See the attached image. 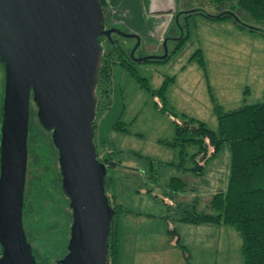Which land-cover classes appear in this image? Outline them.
Here are the masks:
<instances>
[{"label":"rangeland","instance_id":"obj_1","mask_svg":"<svg viewBox=\"0 0 264 264\" xmlns=\"http://www.w3.org/2000/svg\"><path fill=\"white\" fill-rule=\"evenodd\" d=\"M175 7L177 13L168 15L161 33L175 38L185 34L183 43L165 61L143 60L133 64L139 75L148 79L150 89L159 88L166 77L175 78L166 87L165 108L159 107L158 95L142 87L116 63L111 68L109 106L97 110L95 117L94 136L99 152L102 143L106 147L113 146L119 151L116 159L121 161L119 166L108 171V175L112 181V198L130 210L118 219L119 245L130 240L128 257L122 260L124 264H242V240L233 225L184 223L177 220L174 211L177 201L189 202L197 198L199 209L212 212L208 205L212 194L224 190L227 185L228 145L223 144L205 161L201 172L195 173L172 165L171 162L179 161L178 150L163 141L173 137L174 121H181V113L217 129L209 89L224 111L264 100V22H257L240 8H232L234 16L218 18L229 8L218 6L213 0H174ZM104 15L108 25L107 18L111 21L113 13H108L106 8ZM154 24L151 27L155 32H150L144 20L138 26L142 35L137 33L143 36L138 45L135 38L118 35L129 54L135 46L136 57L153 55L147 54L151 48L156 55L163 54L165 47L167 51L173 50L176 39L165 41L164 47V39L159 40ZM119 29L134 32L122 24ZM101 46L105 51L108 41L102 39ZM198 50L203 67L197 60L200 55L195 54ZM2 88L0 84V90ZM96 90L100 96L101 90ZM36 112L37 107L31 102L27 185L35 174L29 166L36 160L33 148L40 137L50 138V133L40 126ZM118 118L128 131L113 128ZM193 150L191 146L189 151ZM150 158L156 161L155 165L162 164L156 167L157 178L148 176ZM185 166L191 167L192 162L188 160ZM171 176L184 178L186 193H171V198L164 195ZM169 228H175L178 243L177 235H172ZM31 244L40 264H58L59 258L48 259L43 254L42 240L31 239Z\"/></svg>","mask_w":264,"mask_h":264},{"label":"water","instance_id":"obj_2","mask_svg":"<svg viewBox=\"0 0 264 264\" xmlns=\"http://www.w3.org/2000/svg\"><path fill=\"white\" fill-rule=\"evenodd\" d=\"M106 28L100 0H0V264H39L23 224L31 102L58 152L72 222L58 264H106L115 210L105 193L107 167L97 157L96 92ZM165 47V40L163 42ZM130 58L136 62L162 55Z\"/></svg>","mask_w":264,"mask_h":264},{"label":"trees","instance_id":"obj_3","mask_svg":"<svg viewBox=\"0 0 264 264\" xmlns=\"http://www.w3.org/2000/svg\"><path fill=\"white\" fill-rule=\"evenodd\" d=\"M100 1L103 9L107 8L108 13H113L114 6H116L115 0ZM213 1L218 6L229 8L227 12L225 11L217 16L218 18L234 16L235 12L232 8H240L257 22H264V0ZM107 22L108 24L110 23L108 18ZM178 24L184 29V25L179 21ZM242 25L245 26V24ZM185 38V34L176 37L175 47L168 52L165 58L161 60H146L165 61L169 58L170 53H173L183 43ZM102 39L108 41V48L104 51L99 70L97 86L101 90V95L98 99L97 110L105 109L109 106L110 100L108 101L107 98L110 92L111 68L116 63L120 64L142 87L151 91L154 96L158 95L161 99L159 107L164 109L167 103L164 95L166 87L169 81H173L175 78L166 77L159 88L150 89L148 79L139 75L133 65L134 62L131 60L130 54L119 40L118 34L113 33L111 40L106 36L99 37L100 45ZM195 54L200 55L197 60L203 67L204 61L200 50ZM0 65L3 73V65L1 63ZM2 73L0 74V84L3 87L4 73ZM2 89L0 90V112ZM209 92L213 103V111L217 118V129L213 130L204 121L186 113H181V121H174L173 137L163 142L176 147L178 150L179 161L177 163L171 162L172 165L181 170H192L195 173L201 172L205 161L214 156L226 143L229 148L227 185L224 190H218L212 194L208 203L212 212L199 209L197 198H195L189 202L177 201L175 203V215L177 220L184 223L233 225L242 240V264H264V100L243 103L237 108L224 111L211 89H209ZM156 104L158 105L157 102ZM113 128L128 131L119 118L113 124ZM42 129L50 133V138L40 137L38 144L33 148L36 160L35 163H31L29 166L31 172L35 174L29 179L28 185L26 174L23 224L31 248V239L42 240L43 254L48 259L52 257L60 259L67 252L72 222L71 208L69 207V198L62 190L58 152L52 142L51 131H47L43 127ZM94 143L98 159L105 163L107 167L104 182L105 193L111 207L115 210L108 236L109 249L106 263L115 264L119 257L117 248L118 219L121 214L129 213L130 210L112 198V181L108 171L121 164V161L116 159V154L119 151L113 146L106 147V144L102 143V151L99 152V145L95 140V136ZM191 146L194 147L192 152L189 151ZM188 160L192 162L191 167L185 166ZM155 162L154 159L150 158L151 166L148 176L152 178H157L155 174L157 171L156 167L162 165L161 162L155 165ZM186 192L187 188L184 178L171 176L164 195H169V198H171V193L184 194ZM168 231L172 235H177L175 228H169ZM178 240L179 238L176 236L177 243ZM32 253L37 259L33 248Z\"/></svg>","mask_w":264,"mask_h":264},{"label":"crops","instance_id":"obj_4","mask_svg":"<svg viewBox=\"0 0 264 264\" xmlns=\"http://www.w3.org/2000/svg\"><path fill=\"white\" fill-rule=\"evenodd\" d=\"M116 6L113 10V18L111 20L112 24L120 27V24L124 25L130 32H140L139 25L141 26L144 20L146 26H149L150 32H155L151 25L153 22L154 26L157 25L156 30L158 32L159 40H163L166 32H162V28L165 26L166 18L169 14L177 13V7L173 8L174 0H115ZM169 10V11H167ZM171 10H175L171 12ZM182 12V11H181ZM153 21V22H152ZM150 24V25H149ZM168 29V27H167ZM166 29V30H167ZM141 34V32H140ZM142 35V34H141ZM143 36H141L142 39ZM147 54H154L153 48L148 49ZM178 234V233H177ZM118 235V233H117ZM179 235H177L178 237ZM117 238V248H118V260L115 264H124L123 258H127L128 244L130 240H126L124 244L118 243ZM121 246V247H120ZM183 246V245H182ZM121 253V255H120ZM120 260V263H118Z\"/></svg>","mask_w":264,"mask_h":264},{"label":"flooded vegetation","instance_id":"obj_5","mask_svg":"<svg viewBox=\"0 0 264 264\" xmlns=\"http://www.w3.org/2000/svg\"><path fill=\"white\" fill-rule=\"evenodd\" d=\"M114 10V9H113ZM113 18V17H112ZM112 20V19H111ZM105 25H106V22H105ZM109 27H117V28H119L118 26H116V25H114V24H112V22L110 21V23L108 24V25H106V28H109ZM113 34V33H112ZM140 34V33H139ZM175 39V37H171V36H167L166 37V35L164 36V40L167 42L169 39ZM140 39H141V35H140ZM167 52H169V51H167ZM154 54H157L155 51H154ZM159 55H162V54H159ZM136 57V56H135ZM132 60V59H131ZM158 60H161V59H158ZM133 62L135 61V60H132ZM97 88H98V86H97ZM96 92H98V90H96ZM98 99H99V95H98ZM1 254V253H0Z\"/></svg>","mask_w":264,"mask_h":264}]
</instances>
